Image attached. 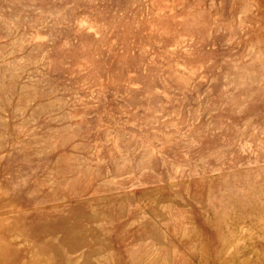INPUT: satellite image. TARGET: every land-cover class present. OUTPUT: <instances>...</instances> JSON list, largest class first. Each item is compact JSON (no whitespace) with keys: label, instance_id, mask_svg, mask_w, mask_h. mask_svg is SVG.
I'll list each match as a JSON object with an SVG mask.
<instances>
[{"label":"rangeland","instance_id":"rangeland-1","mask_svg":"<svg viewBox=\"0 0 264 264\" xmlns=\"http://www.w3.org/2000/svg\"><path fill=\"white\" fill-rule=\"evenodd\" d=\"M0 264H264V0H0Z\"/></svg>","mask_w":264,"mask_h":264}]
</instances>
